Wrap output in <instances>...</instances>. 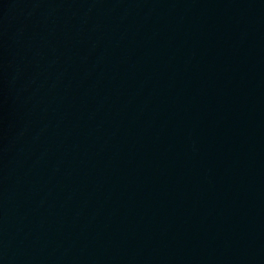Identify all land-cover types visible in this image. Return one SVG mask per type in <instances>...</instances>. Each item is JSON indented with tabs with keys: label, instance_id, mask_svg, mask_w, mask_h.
<instances>
[{
	"label": "water",
	"instance_id": "95a60500",
	"mask_svg": "<svg viewBox=\"0 0 264 264\" xmlns=\"http://www.w3.org/2000/svg\"><path fill=\"white\" fill-rule=\"evenodd\" d=\"M0 264H264V0H0Z\"/></svg>",
	"mask_w": 264,
	"mask_h": 264
}]
</instances>
